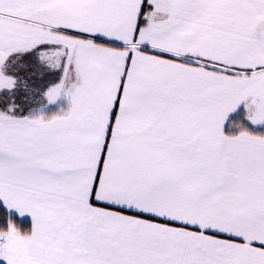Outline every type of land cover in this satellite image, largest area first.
<instances>
[{
  "label": "snow or ice",
  "instance_id": "snow-or-ice-1",
  "mask_svg": "<svg viewBox=\"0 0 264 264\" xmlns=\"http://www.w3.org/2000/svg\"><path fill=\"white\" fill-rule=\"evenodd\" d=\"M0 264H264V0H0Z\"/></svg>",
  "mask_w": 264,
  "mask_h": 264
}]
</instances>
